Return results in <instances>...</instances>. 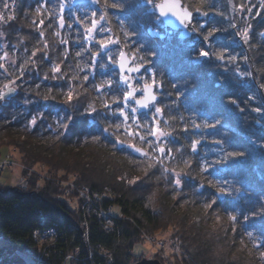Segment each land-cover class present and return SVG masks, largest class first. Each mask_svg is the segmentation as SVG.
Listing matches in <instances>:
<instances>
[{"label": "trees", "instance_id": "1", "mask_svg": "<svg viewBox=\"0 0 264 264\" xmlns=\"http://www.w3.org/2000/svg\"><path fill=\"white\" fill-rule=\"evenodd\" d=\"M159 1L17 0V20L0 27V57L7 53L0 158L14 146L27 167L42 163L55 176H73L108 195L102 208L119 212L108 232L87 218L84 242L79 215L59 187L23 172L30 194L0 187V264H36L23 252L35 251L32 233L42 224L57 232L44 244L45 264L70 254L72 264H106L99 248L110 264H128L139 259L132 249L141 231L179 241L188 257L182 252L176 264H264V108L255 88L264 102V0H231L236 20L227 0H181L193 14L185 39L162 26ZM93 19L97 29L89 33ZM109 39L102 48L99 41ZM121 51L158 95L136 118L115 69ZM154 126L167 135H149Z\"/></svg>", "mask_w": 264, "mask_h": 264}, {"label": "rangeland", "instance_id": "2", "mask_svg": "<svg viewBox=\"0 0 264 264\" xmlns=\"http://www.w3.org/2000/svg\"><path fill=\"white\" fill-rule=\"evenodd\" d=\"M232 11L233 10H231L230 14L234 16L233 18H235V14L232 13ZM16 20L17 19L15 18L14 20L10 22H14ZM234 20H236V18ZM234 26L236 27V23ZM239 39H241V37H239ZM110 44L112 45L113 42ZM144 77L145 75H140V76H136L129 80L132 83V86L135 81H138V82H135V83H138L137 85H140L141 83L140 87L135 88L138 91H141L142 86L147 83L145 82ZM133 87H136V85ZM129 108H130L129 109V112H130L131 107L129 106ZM133 117L136 118V113ZM156 129H157V126H154L152 128V130H156ZM158 131H159V128H158ZM129 132L132 133L133 135L138 133L135 130L134 131L131 130V128ZM21 140H22V137H19L16 144L17 145L20 144ZM17 152L18 151L14 146L10 147L8 151L4 150L1 152L2 156H4L5 154L9 156L12 155L11 159L14 162L11 166H9L8 168H5V170L0 174V187L3 189H9V188L15 187L19 182L21 174H23L21 173L22 165L27 167L18 158ZM27 168H29L30 170H26L27 171L26 173L32 174V176L36 178V182L38 185H43V183L45 182H52L59 187V190L62 193L60 196V199L68 206L69 209H71L74 212L76 211L78 213L79 219H80V231L83 232L85 222H83V219H82L81 209L83 208V204H86V200L81 198V195L79 192L84 191L86 187L76 183L73 176H63V174H59L58 176L53 175L52 173H50V171H48L47 167L42 163H38L32 166H29ZM24 177L27 178L26 175H24ZM174 177L177 180L179 179L180 175L179 174L174 175ZM27 187H28V184H27ZM111 214L113 216H117L119 214L117 206H114L112 208ZM84 216H85L87 223H88L87 218L93 217V216H90V214H84ZM137 218H139V216H137ZM142 234L145 237L142 236ZM83 235H81V237ZM141 237L142 238L140 239V242L136 243L132 249V254L134 256L139 257L138 260L142 258L156 259L160 264H176L178 263L176 260L181 258L182 252L186 257H188V253L185 251V249L181 248L182 246L180 247L179 241L168 239L166 235L164 234L159 235L158 232L149 233V232L141 231ZM5 243H6L5 240L2 237H0V246L4 245ZM37 250L39 249L38 248L35 249L36 253H37ZM154 255L155 257H153ZM24 256L25 258L28 257L30 260L34 261L36 264H40V260L37 259L36 257L31 256L29 253L25 254ZM185 256L184 258H186ZM187 259L189 263H191L190 258H187ZM138 260H134L132 262H135Z\"/></svg>", "mask_w": 264, "mask_h": 264}, {"label": "built area", "instance_id": "3", "mask_svg": "<svg viewBox=\"0 0 264 264\" xmlns=\"http://www.w3.org/2000/svg\"><path fill=\"white\" fill-rule=\"evenodd\" d=\"M5 5H7V7ZM15 18H16L15 0H0V25H6L10 21L14 20ZM0 96L3 97V94L1 91H0ZM0 100L4 104L3 98H0ZM13 163L14 162L12 161L11 157L9 155H5L3 159L0 160V173L3 170H5V168H8L9 166H11ZM23 170H30V169L22 165L21 171ZM17 187L21 190L26 189L27 180L24 176L20 177ZM79 193L81 195V198L86 200V204H83V208L81 209L82 219H83V222H85L84 232L86 234L85 235L83 233L84 234L83 241L86 242L88 228H87V222H86L84 214H90V216H93L96 220H98L101 224L102 229L106 232L112 229L114 219L110 213L111 207L102 208L100 206L101 205L100 201L103 198L108 197V195L106 194L100 195L96 193L95 191L90 190L89 188H86L84 191H81ZM55 238H56L55 229L53 227L45 226L43 224L39 229L33 232V239L36 241L38 245H41L46 242L49 243L53 241ZM28 253L31 256L39 259L40 263L43 262L42 260H44V258L46 259L47 254H48L45 250L38 251L36 254L33 253L32 251H28L27 254ZM97 254L101 256L102 258H104L106 264H110L111 257H110V254L106 250L99 248L97 249ZM90 255H91V252L87 251V257H90ZM59 264H64V261L60 262Z\"/></svg>", "mask_w": 264, "mask_h": 264}, {"label": "snow or ice", "instance_id": "4", "mask_svg": "<svg viewBox=\"0 0 264 264\" xmlns=\"http://www.w3.org/2000/svg\"><path fill=\"white\" fill-rule=\"evenodd\" d=\"M5 6L7 7V5H5ZM115 6L116 5H112V7H115ZM155 7L157 9H159L161 16H167L169 14H171L173 16H177V18L180 19V22L182 24H184L185 27H188V24L185 23V21H188V22L191 21V12H189L187 10V8H183L180 0H163L162 3L156 4ZM177 8H181L182 9L183 16H178L177 12L175 11ZM197 11H199V9H197ZM205 15H207V13H205ZM100 19L102 20V19H104V17H100ZM60 23H61V26H63V24H64L63 18H61ZM97 24H98V21L93 19L91 21V27H89L86 30L89 33H93L97 29ZM201 27H203V26L201 25ZM211 35H212V32H209L208 35L204 37L205 41H207L209 36H211ZM245 40H247V36H245ZM99 43H100V46L102 48H106L110 43H112V41L110 39L109 40H101V41H99ZM33 55H35V53H33ZM77 55H79V53H77ZM209 55H210V53L208 51H205V50H201L199 52V56H201V57H208ZM215 55H217V58H219V59H223L224 58L223 55L220 54V53H216ZM6 56H7V53H5V56L0 57V60L5 59ZM123 58H124V54L121 53V60H123ZM134 59L135 58L133 57V60ZM119 67H120V70H121V81L123 83L127 84L129 89H130L129 91H127L124 94V98H123L125 106H127L128 101L130 99H134L135 98V90H133L132 83L130 82L129 77L127 75H125V73L137 72V71H139V68L138 67H131L130 65L126 67L123 62L119 63ZM0 69H3L4 71H7V69L5 68V65L3 63H0ZM53 72H56V73L60 72L59 66L55 67L53 69ZM85 79H87V77H85ZM13 83H15V81H13ZM154 83L155 82L153 81V84ZM151 86L152 85H145V88L143 90L147 91V88H149ZM6 87H7V85H6ZM0 98H3V97L0 96ZM71 98H72L71 93H69L68 99L71 100ZM135 104L137 106H139V107H145V108L149 106L148 103H143L140 99H136L135 100ZM137 111H138L137 107L134 106V107L131 108V112L133 114L136 113ZM155 111H156L157 114H159L161 112V109L157 108ZM120 115H122L124 117L125 121H127L130 118L129 115L127 113H125L123 108L120 109ZM132 118H135V117H132ZM33 123H35V121H33ZM117 127H119V125H117ZM126 131H127V129H126ZM129 134L131 135L132 133H129ZM149 135L157 137V136H165L167 134L158 131V128H157L156 130H149ZM140 139L143 140L144 137L141 136ZM158 150L162 154L166 153V149L165 148H159ZM137 151H139V150L137 149ZM142 155H146V153H142ZM177 183H179V180H177Z\"/></svg>", "mask_w": 264, "mask_h": 264}, {"label": "water", "instance_id": "5", "mask_svg": "<svg viewBox=\"0 0 264 264\" xmlns=\"http://www.w3.org/2000/svg\"><path fill=\"white\" fill-rule=\"evenodd\" d=\"M77 1L79 3H82V4H93V5L98 4V0H77ZM162 2H163V0H160L157 4L162 3ZM180 2H181V0H180ZM181 4H182V2H181ZM182 6H183V4H182ZM183 8H186V7H183ZM187 10L189 12H191L188 8H187ZM175 11L177 12L178 16H183V11L181 8H177ZM155 13L158 16V18L160 19V21L162 22L163 27L170 29V30H173V31H178V35L181 39H185L191 35L192 30H193V26L191 24L192 15H193L192 12H191V21L190 22L185 21V23L188 24V27H185V25L180 22V19L177 18V16H173L171 14H169L167 16H161L159 9H157L156 7H155ZM121 53L124 54L123 60H121ZM120 62H123L126 67L130 65L131 67H138L139 68V71H137V72L125 73V75H127L128 77H131L132 75L139 73L142 69V66L132 65L131 60L129 59L128 55L124 51H121L118 55L117 63H116V70L120 76H121V70L119 67ZM146 85H151V84H146ZM144 88H145V85L142 88L141 95L139 97H135L133 99L134 105L141 111L146 110L148 107L145 108V107L137 106L135 104L136 99H140L143 103H148L149 105H151L157 101V94L155 93L154 86L152 85L151 87L147 88V91H144L143 90ZM122 118L125 121L123 116H122ZM123 145H124V147H126L127 149H129L130 151H132L136 155L143 156L142 153H145L144 150L137 148L135 146H131L128 144H123ZM137 149L139 151H137ZM18 193L22 194V195H26L24 192H18ZM128 264H160V263L156 259L142 258L138 261L130 262Z\"/></svg>", "mask_w": 264, "mask_h": 264}]
</instances>
